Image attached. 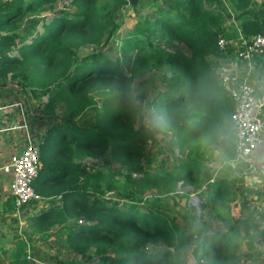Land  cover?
<instances>
[{
    "label": "trees",
    "instance_id": "16d2710c",
    "mask_svg": "<svg viewBox=\"0 0 264 264\" xmlns=\"http://www.w3.org/2000/svg\"><path fill=\"white\" fill-rule=\"evenodd\" d=\"M255 5L254 0H0V81L9 78L45 96L43 109L54 120L39 147L33 187L50 206L41 221L44 231L64 234L63 247L79 255L57 264H191L188 255L192 264H240L236 228L213 230L210 223L214 217L229 222L225 208L234 181L228 175L213 178L198 159L214 147L228 158L235 155L233 105L217 68L229 64L232 39L264 34V0ZM128 6L138 19L119 36L125 70L120 58L106 57L103 49L113 48ZM219 39L226 42L223 50ZM92 47L97 51L83 56ZM150 71L158 74L152 93L144 88L134 95L131 84ZM91 92L101 95L100 106L85 111ZM151 105L162 115L155 129L170 130L169 149L185 154L174 171L147 163L153 131L143 119ZM52 130L60 133L59 142ZM52 141L57 149L49 153L45 145L53 147ZM167 159L164 155L161 165ZM113 162L120 171L110 175ZM183 181L201 203L192 221L155 203V194L175 193ZM55 198L58 203L51 205ZM26 253V247L16 250L18 257Z\"/></svg>",
    "mask_w": 264,
    "mask_h": 264
},
{
    "label": "crops",
    "instance_id": "0c3cea01",
    "mask_svg": "<svg viewBox=\"0 0 264 264\" xmlns=\"http://www.w3.org/2000/svg\"><path fill=\"white\" fill-rule=\"evenodd\" d=\"M235 41L237 40L232 39L230 41L231 45L234 46V50L237 44ZM234 55L235 52L230 54V57L226 60L229 64L226 65L234 69V74L239 77L246 76L255 85L257 93L264 96V56L255 61L252 69L249 70V67H242L238 61H234ZM8 79L3 84L0 81V90L4 88L6 90L3 93L0 92V107H5L0 109V168L11 154L21 151L28 138L33 139L39 148L43 144L44 138H46L47 131L54 122L53 118L47 115V112L43 109V104H41L39 99H37L39 103L35 105V99L33 100L30 96L31 90L28 91ZM220 84L224 89L221 82ZM15 87L23 88V91L20 89L21 92L26 93L27 91L26 94L30 97L26 99L25 103L28 117L25 114L24 116L26 117L22 116L20 108L12 106L16 100L24 99V94L17 91ZM232 127L233 138H235L236 129L233 124ZM262 138L263 142L259 144L248 158V161L256 166L255 171L249 170L247 167L248 161L235 163L233 160L236 152L232 158H228L225 155L229 162V167L227 169L223 167V169L225 172L228 171V173H225L228 178L231 176H229L230 173L238 171L239 177L234 176L233 180L245 181L244 185H246L248 193L253 192L254 194L251 203L247 202L250 205L249 218L252 227L250 226L249 231L246 233L254 240V247L264 252V133ZM214 150H216L218 158H213L214 160H211V163L216 168L215 170H222L220 158L224 154L221 153L219 148ZM211 166H209L210 169ZM10 181V174L2 172L0 169V264H28L25 257L16 255V250L19 247L23 249L26 247V251L29 249L33 250L31 264H51L50 262L47 263L46 257L48 256L45 257V255L48 254L49 240L54 235L50 237L44 231V223L41 222L44 220V215H46V211L49 210L50 206L45 202H40L27 204L17 209L10 195ZM245 195L247 196L248 194L246 193ZM50 201L51 205L56 204L58 203V198ZM244 204V201L241 200L240 206L242 209ZM247 217H240V220L248 219ZM238 222L241 223L242 221L238 220ZM237 235L236 231L234 241H236ZM57 262L54 264H57Z\"/></svg>",
    "mask_w": 264,
    "mask_h": 264
},
{
    "label": "rangeland",
    "instance_id": "374dc122",
    "mask_svg": "<svg viewBox=\"0 0 264 264\" xmlns=\"http://www.w3.org/2000/svg\"><path fill=\"white\" fill-rule=\"evenodd\" d=\"M254 1L256 2V5L252 6V7H254L255 9H258L259 3L261 2V0H254ZM58 8H61V6H58ZM126 8L127 9L124 11L123 16L119 20L120 21L119 31L111 39V44H113V48L109 49V48L105 47L103 49V55H105L106 57L111 58L112 60H116L117 58H120L121 59L120 65L124 69H125V65L123 62L124 53H122L119 49V46L121 44L119 36L122 35L120 33H123L124 31L129 30L135 24V22L138 19L137 15L133 12L131 7L128 6ZM47 15H48V13H47ZM37 27L39 29H41L39 25H37ZM1 32L4 33V31H0V34H1ZM237 33H238V31H237ZM28 42H29V40H28ZM15 48H14V52L16 53ZM241 49L242 48L239 47L236 51L239 52V51H241ZM96 51H97V49L95 47L88 48L86 50H83V52H84L83 56L91 55L93 52H96ZM126 72H128V71H126ZM157 75L158 74L155 71H150L144 75H140V76L136 77L135 80L133 81V83L131 84V88H132L134 95L139 94L144 88L147 91V94H149L150 92L152 93L154 86L158 82ZM8 83H10V82H8ZM15 84H17V83H15ZM158 86H160V85H158ZM15 88L20 93H21V90L23 89V88L21 89V88H17V87H15ZM30 89H31L30 87L26 88V90H28V91H30ZM5 91H6L5 88L0 90L1 93L5 92ZM26 93H27V91H26ZM26 93H23V94L26 96V98H28L29 96ZM30 96H31V98H33V100L35 99L34 100V103L36 102L35 105H37L39 103L37 101V99H39L41 101V104H43L45 101V96H43L41 98L39 96H36V94H34L33 92H31ZM100 98H101V95L99 93L91 92L90 93L91 102H90V105H88L85 108V111H90L91 109L94 108V106L95 107L97 106L99 108L100 102H101ZM145 109H146V107H145ZM60 110H61L60 107L56 109V111H60ZM150 112H151V115H147L143 119V125L153 131V133H152L153 137L147 141V145H146V150L149 151V152H147V159H148L147 163L151 167L158 168V167L163 166L164 170H166V171H174V170H176L178 165L181 164L182 160L185 157V154H183V155L180 154L178 152V149H173V150L169 149L170 140H171L170 130L165 131V129L163 127H160V126H156V128H157V130H156L154 123H158L159 121H161L162 115L160 113H157V110L155 109L154 105H151V111ZM51 135H52L53 140H58V142H59V139H60V137H59L60 133L59 132L52 130ZM52 146L53 147H49V146L45 145V150L49 153L55 152L57 148L54 147L55 146L54 142L52 143ZM160 147L162 149H164L165 151L161 152V149H159ZM214 149L215 148H209L208 150H206L203 153V155L198 159V162H199V164H201L205 168L212 165L211 169H210L211 174L213 173L212 177L213 178H222L225 175V173H228V171L227 172L224 171L223 167L227 169L229 167V162H228L226 156L222 155L220 158L222 170H220V169L215 170L216 168L213 167L211 160H214L213 158H218V155L216 153V150H214ZM164 155L168 156V159L166 161V164L164 163L163 165H161V160H162V158H164ZM93 161H95V160H93L92 158H86L84 162L87 163V162H93ZM218 163H219V161H218ZM111 167H112L111 168L112 170L108 171V173L110 175L118 173L120 171L119 170L120 166H119L118 162H113ZM212 168H213V170H212ZM222 171H224V172H222ZM229 176L231 179H233L235 177H239V172L238 171H236L235 173L232 172L229 174ZM242 181H240V180L234 181L233 199L228 204V206L225 208V209H228V212H229V216H230L229 222L226 224L225 223L226 221H223V220L219 219L218 217H214L213 221L212 222L210 221L211 228L214 230V229H216V227L222 226L223 231H225L226 227H228L229 225L236 228V231L238 233V235H237L238 238L236 237V242H238L239 254H240V259H241L240 264H264V252L258 250L257 247H254V245H255L254 240H252V237L246 233L247 231H249V228L251 226V222H250V218H249V215H250L249 207H250V205L247 202L249 201L251 203L252 197L254 196V194H253V192L248 193V191H247L248 189L246 188V185H244L245 181L244 182H242ZM175 191H176L175 193H169V194H166V193L155 194L154 193L155 198H156L155 203L158 206H160L162 209H164V211H166L167 213L185 216L188 219H190V221L198 218L200 216V205H201V203L199 202L198 198L196 197V191H194L193 186L188 184L186 181L185 182L184 181L178 182ZM246 193L248 194L247 196L245 195ZM208 194H205L204 196L208 197L209 196ZM247 198H248V200H247ZM241 200H243L245 203L243 209L240 206ZM40 202H43V201L38 200V201L34 202V200H32L28 204L40 203ZM201 202H202V199H201ZM236 202H238V203L236 204ZM210 214L212 216L214 215L213 212H209L208 217H210ZM238 216H239V218H238ZM245 216H248L247 217L248 219L240 220V217H245ZM238 220L242 221V222L239 223ZM243 221H246V222L244 223ZM51 236H53V235L51 234L50 237ZM63 236H64V234L59 235V236H54V237H51V239H50L51 241L49 240V246L47 247L48 254L45 255V257L48 256V257H46L47 263L50 262L51 264H54L55 262H57L58 259H69V258H74V257L79 258V255H74L72 251L67 250L66 248L63 247V244H62L63 243ZM234 237H235V235H234ZM32 254H33V250L29 249L28 250L29 257H26L28 264H31V261L33 258L31 256ZM49 258H52V259H49ZM187 261L191 264L194 263V259L192 258L191 255H188Z\"/></svg>",
    "mask_w": 264,
    "mask_h": 264
},
{
    "label": "built area",
    "instance_id": "2783aa9c",
    "mask_svg": "<svg viewBox=\"0 0 264 264\" xmlns=\"http://www.w3.org/2000/svg\"><path fill=\"white\" fill-rule=\"evenodd\" d=\"M238 32L240 33V31ZM239 38L233 59L240 64L247 65L251 70V59L264 52V34L253 35L250 40L243 38L240 34ZM218 44L223 50L226 42L224 39H219ZM239 47L242 49L237 52ZM234 71L228 65L220 64L217 68L218 79L233 102L230 115L231 123L236 129V156L233 161L240 163L248 161L253 151L263 142L264 96L257 93L255 85L246 76L239 77L234 74ZM26 99L24 95L23 100H16L12 105L21 109L20 112L23 117H28V112L25 109ZM3 108L5 107H0V109ZM247 167L251 171L256 170V166L249 161ZM0 169L11 176L10 195L17 209L22 208L32 200L39 199V195L33 187L40 169L39 148L33 139L28 138L21 151L11 154ZM26 252V257H29L28 251Z\"/></svg>",
    "mask_w": 264,
    "mask_h": 264
},
{
    "label": "water",
    "instance_id": "95a60500",
    "mask_svg": "<svg viewBox=\"0 0 264 264\" xmlns=\"http://www.w3.org/2000/svg\"><path fill=\"white\" fill-rule=\"evenodd\" d=\"M136 0H132V2H135Z\"/></svg>",
    "mask_w": 264,
    "mask_h": 264
}]
</instances>
